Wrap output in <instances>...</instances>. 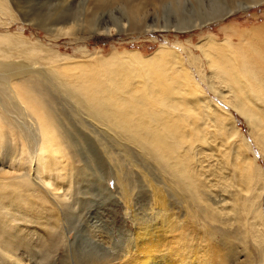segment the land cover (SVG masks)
I'll return each mask as SVG.
<instances>
[{"label": "rangeland", "instance_id": "374dc122", "mask_svg": "<svg viewBox=\"0 0 264 264\" xmlns=\"http://www.w3.org/2000/svg\"><path fill=\"white\" fill-rule=\"evenodd\" d=\"M252 1L217 0V11H232L222 19L207 20L205 14L204 18L182 13L176 16L172 12L166 20L163 12L169 3L170 11L180 12L189 3L208 8V0H0V65L24 70V74L0 78V264H82L74 252L79 241H84V226L93 237L101 234L102 240L96 238L101 242L92 238L90 246L97 253L96 259L100 257V264H128L145 256L146 249L131 242L136 227L131 215L136 212L154 217L149 208L156 205L151 188L138 173L130 177L134 190L126 209L117 198L115 165L101 146L96 148L103 168L96 179L81 178L80 169L88 162L73 146L62 145L59 157L45 153L44 161L40 158L39 118L18 92L37 83L39 91L32 90L31 94L39 97L50 83L48 78L54 85L65 86L95 79L125 97L132 93L162 99L160 95L173 87L172 97L169 95L173 99L168 100L192 103L188 122H201L204 116L212 125L206 135L210 144H197L191 159L202 201L193 205L198 210L192 220L190 211L165 189L168 211L173 213L177 227L171 226L174 231L166 229L161 217L152 221L157 228L163 225L159 229L166 235L164 242L173 239L171 247L178 253L172 255L174 251L166 242L155 250L161 247L160 253L173 264H264V153L245 118L230 104V85L219 78L211 64L218 55L235 65L244 61L264 77V1L245 9L238 7L239 2ZM102 14L110 16L106 28L101 27ZM175 18L184 22L178 29L171 26ZM191 21L201 25L181 30ZM53 97L64 128L86 133L91 139L101 137L110 152L119 154L109 135L84 114H73L74 107L64 93L57 90ZM250 99L264 107L261 101ZM190 127L185 125V133L192 131ZM73 140L77 144L75 137ZM131 148L134 157H139L136 162L144 163L151 177L160 181L157 165ZM189 151L183 150L186 155L191 154ZM243 176L251 177L254 186L261 188L251 207L241 193L245 189Z\"/></svg>", "mask_w": 264, "mask_h": 264}, {"label": "bare ground", "instance_id": "6f19581e", "mask_svg": "<svg viewBox=\"0 0 264 264\" xmlns=\"http://www.w3.org/2000/svg\"><path fill=\"white\" fill-rule=\"evenodd\" d=\"M263 1L264 0H253L252 2L249 3L244 2L242 4H240L241 2H239L238 7L240 9H245L251 4H260L259 2H263ZM216 2L217 0H208L209 3L208 8H205V6L203 7L202 3L201 4L198 3L197 5L189 3V5L187 6L184 5L185 7L182 8L183 12H181L182 10L180 12H177L176 10L170 11L172 6L169 3L168 5H165L167 7V10L166 12L165 11L163 12V16L165 17L166 20H168L169 15L172 12H174L173 14H175L176 16L182 13L183 15L184 14L198 15L199 17H203V18L205 14L206 16L208 15L209 17L207 20H217L224 18L225 16L229 15L230 12H232L231 10H224L223 8L221 9V12L217 11L220 10V8H218L219 6L217 5L218 3ZM222 10H224V12H222ZM121 13H123L122 10ZM104 16H105L104 14H102L101 16L102 19L101 27L106 28L108 25L107 22L110 20V16L109 15H106L105 17ZM182 23H184L183 20L175 18V21L171 23L172 24L171 26L178 29L180 28V25ZM199 25H201V22L197 23L191 21L189 25H185L184 27H182L181 30H186V29L189 30ZM153 55L154 54H152V56ZM233 62L234 61H231L230 59H224L219 55L211 59V64L214 66V70L219 73L218 74L219 78L225 81L226 83H228V85H230V90L232 92L231 95L232 99L230 100L231 106L238 114H240L245 118V120L249 124L251 132L255 136V141H257L258 145L260 146L259 149H261V151L264 153V111L262 109L264 107L262 108L258 107L259 105H256L257 103L252 102V99H250L254 97L255 99H257V101L259 100V102L261 101L262 103H264V77H260L259 76L260 73L258 75V73L250 66H248V64H246L244 61L242 62L244 64H240V65L238 64L235 65ZM23 72H24L23 68L13 67L9 64L0 65V78H3L4 76L6 78L8 76L24 74ZM48 80L50 83L48 84V86L45 87L47 92L45 91V89H43L42 92L40 91L41 95L39 97H34L31 94V92L35 91L36 89L39 91L37 83L31 85L29 84L24 89L19 88L20 90L18 92L19 98L22 99L25 102V104H27L30 107V109L35 114H37L39 118L40 130L42 134L40 158L43 160L44 157L46 156L45 153H49L50 155L53 154L56 156L61 155L63 150L62 145L73 146L75 147L76 152L79 153L80 156H81L80 153H84L86 157L85 162H88L85 163V169H80L81 178H91V177L97 178L100 176L103 166L102 163H100V161L98 160L99 156L97 154L96 146H101L103 150H106L107 156L110 158L111 162H113L112 164L115 165L116 175L118 178L117 180L118 190H119L117 198L120 201H122L121 203L124 204L126 209L131 205L132 192L134 190V187L132 188L133 185L132 186L130 185V181L131 178L134 176L133 173L135 172L138 173L140 175V178L147 183L148 187L151 188L150 190L152 192L150 194H152L153 196L155 202L153 203L154 205H156V207L150 206L149 208V211L152 212L151 214L154 215V217L147 218L148 216H146V214L138 215L136 212L133 215H131L133 219V223L136 225L134 231L135 233L133 232L134 240H132L131 242L135 241L136 243H139L141 248H145L146 251L144 250L145 256L144 258H142V260L138 258L139 260H141L140 263L139 260L136 259L137 258L136 257L130 260L128 264H173V262L169 263L167 261L168 259L166 260L163 257V254L160 253L161 251L159 248L161 247L155 250V246L159 244L161 245V243L164 242L163 238H165L166 236V235L163 236L161 230L162 228L161 229L159 228L162 227L163 225L166 229L168 227H169L168 229H170L171 226H173V228L177 227L176 223L173 221L171 216V214L173 213H170L169 212L170 210L168 211L169 205L167 203L168 200H166L165 189L168 188L172 193V195L174 196V198H177L179 202H181L182 205L185 206L184 209H187L188 212L190 211L193 220V218L196 217L195 210H198L197 208H194L196 206L195 204L198 200L200 201L202 200H201V195H199L201 192V191L199 192V190H201L200 184L197 182L195 177L196 174L194 172L193 167L191 166L192 152L196 151V148L198 147L197 144L199 146L200 145L202 146L203 144L204 145L210 144L206 138V135L209 132L208 129L212 127V125L209 122H207L208 118H203L204 117L203 116L201 122L200 121L198 123H192L191 121L188 122L189 117L187 118V115H189L188 112L192 111V107H191L192 103L187 102V100L185 99L183 101L184 103L182 102V104L180 102L179 103L174 102L177 100L174 101L168 100L171 96L170 94L172 93L173 87H171L172 89L170 88L167 91H165V93H162L160 95L162 99H158L160 97L157 98L156 96H152L149 94H147V96L145 97H143L144 94L135 95L132 93L131 94L129 93L130 95L127 97H125L124 94L117 95L118 93L116 92L115 88L114 89L113 87L109 88L105 84V82L95 79H87V78L83 79L77 86H72V85L65 86L64 84L54 85V83L53 84L51 83L52 81L49 78ZM244 84H246L245 87L243 86ZM52 87H54V89ZM228 87L229 86H227V88ZM163 89H165V87H163ZM178 89L180 90V87H178ZM57 90L59 92L64 93V95H66V98H68V100L71 101L74 107L72 111L75 116H79L81 113L84 114L86 118H88V120L90 119L92 122H94L97 125V127L102 133L107 134L111 137V141H113L119 147V154H114L110 152L109 148L107 147V143L101 137L95 136L96 138L91 139L88 137V135H86V133L81 134L79 131L77 132L76 130L68 129V127L64 128V125L62 126V124L60 123L62 121L61 116L54 109L53 94L57 92ZM174 91L176 90L174 89ZM180 91H182V89ZM148 96L149 98L145 99ZM202 109L206 111L205 110L206 108L202 107ZM178 110L182 111L183 113H179ZM191 123L192 125L190 127ZM184 124L186 125V127L188 125V128L190 127L192 131L185 133L186 130L184 129L185 128ZM60 126H62V128H60ZM60 129H63V131H60ZM214 130L216 132L219 131V129H214ZM193 134L197 135V138L191 139L193 137H190V135L193 136ZM74 137L77 139V144L73 140ZM131 146L134 147L137 151H139L138 153L142 154L146 158H149L151 161L154 162V164L157 165V167L159 168L158 174L160 175L159 176V178L161 179L160 181L157 182L154 178L151 177V174L149 173V169L144 163L142 164L136 162V158L139 157L136 158L134 157L133 153L135 152L132 151ZM183 146L186 150H191L189 151L191 152V154L190 153L189 155L184 154L183 152L184 148H182ZM223 146L224 145H222V147ZM235 150L233 149L234 153ZM98 152L103 153V151H98ZM199 152L201 153V150ZM194 153L195 152H193V155ZM56 156H52V157H56ZM1 166L2 165H0V167ZM256 167L257 166H255V169ZM252 168L254 169V167ZM0 169L2 170V168ZM127 169H129V171H127ZM246 177L247 178L243 176L245 189L241 191V193L244 194V197H246V201L248 202V206L251 207L254 204L255 199L257 198L255 197V193L260 195L261 188L260 187L256 188L254 186L253 179L248 176ZM76 182H77L76 187H78L80 184H78V181ZM46 184H48V182ZM81 193L85 194V190H83ZM198 203L199 202H197V206ZM201 208L202 207H200V209ZM185 212H186L185 215L188 216L187 215L188 212L187 211ZM158 217H161L160 218L161 221L158 219ZM223 217H225V215ZM223 217H221L220 219H222ZM155 218H157L163 224L162 226H159V228L153 225ZM217 219L215 218L216 221ZM220 222L224 224V220H221ZM84 227H85L84 228L85 231L84 230L81 231V236L84 238L83 239L84 241H79V244L77 245L78 246L77 249L75 248L76 250L74 252V256L76 257L77 261L81 262L82 264L83 263L100 264L101 261L100 257L96 259L95 254L97 253L93 250L94 248H91L90 246H92L91 244L92 238L94 239L95 242H101L96 239L97 237H100L99 239H101V234L98 231L99 232L98 234L100 235L98 234L95 235L96 234L95 233L94 234L95 236L93 237L92 235H90L91 232L89 233L90 229H88L87 231L86 229L87 226ZM207 229L213 231L209 227ZM170 230L173 229L171 228ZM167 232L168 231L166 230V233ZM179 232L181 234L182 231L179 230ZM84 233L85 235H83ZM166 233L164 232V234ZM171 233L174 232L171 231ZM262 234L264 238V230ZM179 236L178 238L182 239V237ZM168 237L169 236L167 235L166 239H168ZM171 241H173V239ZM171 241L170 243H172ZM165 242L161 246L164 247V244L167 243ZM170 243H167L170 245L169 248L171 247ZM14 245L15 243L13 244V247ZM137 245H134L136 249H137ZM173 245H175L174 242ZM180 246H182V244ZM173 248L172 250L174 251ZM177 248L179 247L177 246ZM177 250L174 251L172 255H175L174 253L177 252ZM80 256L82 257L80 258ZM176 257L178 258L179 256ZM231 257L228 258L227 262L231 260ZM182 258L180 259L181 261ZM173 261L175 262V260ZM192 264H196V263H192Z\"/></svg>", "mask_w": 264, "mask_h": 264}]
</instances>
